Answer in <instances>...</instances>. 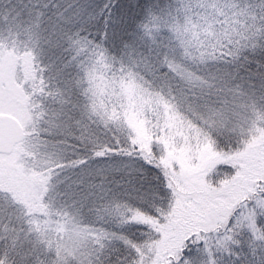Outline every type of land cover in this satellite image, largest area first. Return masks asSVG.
I'll return each instance as SVG.
<instances>
[{
  "label": "snow or ice",
  "instance_id": "1",
  "mask_svg": "<svg viewBox=\"0 0 264 264\" xmlns=\"http://www.w3.org/2000/svg\"><path fill=\"white\" fill-rule=\"evenodd\" d=\"M0 264H264V0H0Z\"/></svg>",
  "mask_w": 264,
  "mask_h": 264
}]
</instances>
